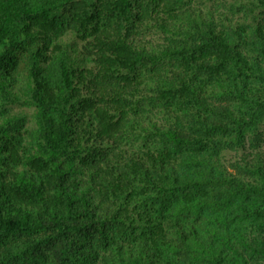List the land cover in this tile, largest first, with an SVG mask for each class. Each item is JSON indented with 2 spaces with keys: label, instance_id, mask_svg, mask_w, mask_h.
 Segmentation results:
<instances>
[{
  "label": "trees",
  "instance_id": "1",
  "mask_svg": "<svg viewBox=\"0 0 264 264\" xmlns=\"http://www.w3.org/2000/svg\"><path fill=\"white\" fill-rule=\"evenodd\" d=\"M0 264H264V0H0Z\"/></svg>",
  "mask_w": 264,
  "mask_h": 264
}]
</instances>
